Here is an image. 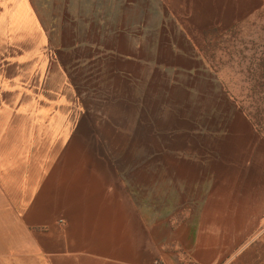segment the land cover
I'll list each match as a JSON object with an SVG mask.
<instances>
[{"label": "crops", "instance_id": "obj_1", "mask_svg": "<svg viewBox=\"0 0 264 264\" xmlns=\"http://www.w3.org/2000/svg\"><path fill=\"white\" fill-rule=\"evenodd\" d=\"M259 18L264 0H0V264L227 259L232 208L207 201L199 167L227 161L222 140L250 145L254 128L203 52ZM125 83L148 121L118 123L115 108L93 105L129 102ZM196 135L212 149L196 154Z\"/></svg>", "mask_w": 264, "mask_h": 264}, {"label": "rangeland", "instance_id": "obj_2", "mask_svg": "<svg viewBox=\"0 0 264 264\" xmlns=\"http://www.w3.org/2000/svg\"><path fill=\"white\" fill-rule=\"evenodd\" d=\"M211 43L204 44V59L213 79L225 84L230 92L236 96L238 104L244 107L245 115L252 123L253 130L248 129L247 138L250 145L236 151L233 142L222 140L221 154L226 157V162H207L202 165L205 178V194H208V202L215 205H226L232 208L230 226L227 227L228 234H234V241L228 250L227 259L220 264H264V18L244 19L242 27L237 34L224 39L218 35L211 37ZM223 39L224 43H220ZM227 40V41H226ZM203 45V46H204ZM197 86L205 90H212L214 83L203 84L196 78ZM98 84H92L93 88L102 89ZM162 90L173 91L175 96L179 90L163 84ZM123 84L116 79L114 88L117 92L111 94L122 95ZM128 90L131 99L129 102L122 99L108 98L95 101L99 108L113 107L112 118L115 122L126 123L128 119L132 124L138 125V120L148 121L146 111L139 106L138 89L133 85L130 87L125 83L123 88ZM211 95V93H210ZM182 98V95L180 94ZM210 97H205L204 104L211 110L213 102ZM221 110L226 112V107ZM154 110V109H153ZM197 112L199 109L195 108ZM112 112V111H111ZM152 112V111H151ZM225 114V113H224ZM153 117V115L151 116ZM170 117V116H169ZM219 116H208L202 121L210 128L216 129ZM226 117V115H221ZM162 122L168 117L161 115ZM178 125H185L178 122ZM235 125L240 129L244 127L241 119L235 120ZM245 134V133H243ZM163 140L170 149H182L184 139L179 135L170 139L166 135ZM192 141L195 144L196 154H204L205 149H212V140L207 136L196 135ZM234 141V140H230ZM204 144V147L202 146ZM210 146V147H209ZM148 149V148H147ZM185 149V148H183ZM241 151V152H240ZM142 153H145L144 151ZM210 154V153H209ZM240 154L248 157L246 162L233 161L234 155ZM232 158V160H230ZM203 174V173H202ZM204 177V174H203ZM200 180V179H199ZM202 191V187H198Z\"/></svg>", "mask_w": 264, "mask_h": 264}, {"label": "built area", "instance_id": "obj_3", "mask_svg": "<svg viewBox=\"0 0 264 264\" xmlns=\"http://www.w3.org/2000/svg\"><path fill=\"white\" fill-rule=\"evenodd\" d=\"M183 264H196V263L191 259H187L183 262Z\"/></svg>", "mask_w": 264, "mask_h": 264}]
</instances>
